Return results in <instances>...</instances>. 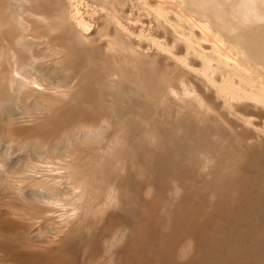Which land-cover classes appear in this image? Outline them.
<instances>
[{"label": "bare ground", "instance_id": "obj_1", "mask_svg": "<svg viewBox=\"0 0 264 264\" xmlns=\"http://www.w3.org/2000/svg\"><path fill=\"white\" fill-rule=\"evenodd\" d=\"M262 7L0 0V264H264Z\"/></svg>", "mask_w": 264, "mask_h": 264}, {"label": "rangeland", "instance_id": "obj_2", "mask_svg": "<svg viewBox=\"0 0 264 264\" xmlns=\"http://www.w3.org/2000/svg\"><path fill=\"white\" fill-rule=\"evenodd\" d=\"M263 8L264 7L257 9L264 11ZM258 26L254 25L252 22H246V24H243L241 27H239L236 30H239L244 37H247L250 30L255 29ZM15 149H16L15 147L6 144L5 139L0 140V158L4 160V162L7 163L9 166L16 167L17 165L23 163L24 161H27L29 159L33 160V158H35V156L31 153V146H26L21 150H15ZM2 198L3 197L1 196L0 193V200H2Z\"/></svg>", "mask_w": 264, "mask_h": 264}]
</instances>
